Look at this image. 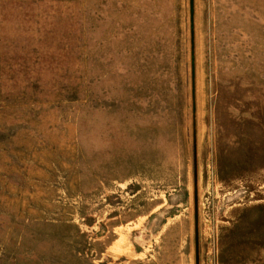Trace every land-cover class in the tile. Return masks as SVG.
Listing matches in <instances>:
<instances>
[{"label":"rangeland","instance_id":"1","mask_svg":"<svg viewBox=\"0 0 264 264\" xmlns=\"http://www.w3.org/2000/svg\"><path fill=\"white\" fill-rule=\"evenodd\" d=\"M199 264H264V0H193ZM188 0H0V264H193Z\"/></svg>","mask_w":264,"mask_h":264},{"label":"water","instance_id":"2","mask_svg":"<svg viewBox=\"0 0 264 264\" xmlns=\"http://www.w3.org/2000/svg\"><path fill=\"white\" fill-rule=\"evenodd\" d=\"M188 32H189V95L191 125V197H192V240L193 264H199L198 251V210H197V163L195 144V64L193 35V0H188Z\"/></svg>","mask_w":264,"mask_h":264}]
</instances>
